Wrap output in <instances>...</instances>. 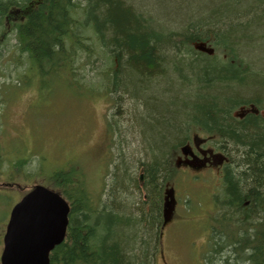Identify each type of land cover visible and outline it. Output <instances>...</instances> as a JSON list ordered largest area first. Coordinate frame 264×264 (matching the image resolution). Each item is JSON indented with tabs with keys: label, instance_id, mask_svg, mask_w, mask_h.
I'll list each match as a JSON object with an SVG mask.
<instances>
[{
	"label": "trees",
	"instance_id": "trees-1",
	"mask_svg": "<svg viewBox=\"0 0 264 264\" xmlns=\"http://www.w3.org/2000/svg\"><path fill=\"white\" fill-rule=\"evenodd\" d=\"M200 5L0 0V47L9 37L15 41L12 50L0 52V77L8 79L0 82V114L12 91L35 88L39 95L53 82L95 94L90 97L112 93L116 105L123 94L134 107L143 106L136 118L143 154L135 162L143 183L117 169L122 174L107 200L101 188L94 204L82 189L74 190V170L50 176L52 188L67 200L69 223L49 264H156L161 190L174 174L168 157L199 132L221 137L231 152L224 149L230 159L212 197L209 244L200 264H264V121L231 119L240 105L264 99V0ZM194 43H208L220 54L201 53ZM158 83L168 97L154 88ZM130 189L136 199L126 202Z\"/></svg>",
	"mask_w": 264,
	"mask_h": 264
},
{
	"label": "rangeland",
	"instance_id": "rangeland-1",
	"mask_svg": "<svg viewBox=\"0 0 264 264\" xmlns=\"http://www.w3.org/2000/svg\"><path fill=\"white\" fill-rule=\"evenodd\" d=\"M196 2L200 8L201 0ZM5 41L7 44L0 47V52L6 54L7 50H12L15 41L10 37ZM216 52L220 54L219 50ZM116 70L119 71L118 62ZM6 78L0 77V82L8 81ZM161 85L158 83L154 88L161 96L168 97ZM36 90H22V95L12 91L0 114V161L6 162L0 165V254L12 206L33 185L52 186L49 178L54 172L74 170L71 175L75 181L74 190L82 189L86 199L94 204L101 188L102 201L107 200L109 191L114 184L116 186L113 181L119 171H126L135 180L140 175L141 168L135 162L143 154L142 131L138 129L136 118L142 105L140 109L134 107L135 100L123 94L119 95L121 99L116 105L112 93L106 95L108 97H90L95 94L88 95L82 89L76 90L60 82L39 89V95ZM256 105L264 107V99ZM199 135L205 133L199 132ZM225 148L231 154L229 147ZM176 154L168 157L172 167ZM26 157L18 166L9 164ZM201 176V181L198 179L195 184L192 182L196 178L190 182L189 177L187 181H181L180 176H175L176 184L180 185L176 187L179 203L163 231L156 264L202 263L201 255L209 244L206 231L214 210L209 198L214 200L213 195L218 194L216 191H220L223 181L214 171ZM187 182L191 188L183 189V185L190 186ZM128 191L131 194L124 195L126 202H132L136 199L134 191ZM159 206L162 218V204Z\"/></svg>",
	"mask_w": 264,
	"mask_h": 264
},
{
	"label": "water",
	"instance_id": "water-1",
	"mask_svg": "<svg viewBox=\"0 0 264 264\" xmlns=\"http://www.w3.org/2000/svg\"><path fill=\"white\" fill-rule=\"evenodd\" d=\"M193 46L201 53H214L205 43ZM188 150L189 146L183 147L182 155L187 156ZM164 201L166 223L174 207L172 191L165 192ZM68 216L69 206L59 194L41 185L34 186L10 211L0 264H49V254L65 238Z\"/></svg>",
	"mask_w": 264,
	"mask_h": 264
},
{
	"label": "flooded vegetation",
	"instance_id": "flooded-vegetation-1",
	"mask_svg": "<svg viewBox=\"0 0 264 264\" xmlns=\"http://www.w3.org/2000/svg\"><path fill=\"white\" fill-rule=\"evenodd\" d=\"M235 111L236 113L232 114V118H231L232 121H234L235 123H241L246 118L249 117L258 118L264 121V107L258 106L256 105V103L253 104L249 102L247 104L240 105ZM201 138H209V139L205 143H203L204 142L203 140L198 139V137L195 136L194 141L191 139L186 143L191 145L190 156L194 159L193 161H190L189 158H185L181 156L179 160L184 165L186 163L187 167L184 168L183 164H180L179 168H175L173 165L174 174L179 175L181 181L184 180L187 181L189 177L190 182H192V180L196 178L195 181L192 182L193 184H195L196 181H198V179L201 181V177L199 175L200 170L202 171V170L211 169L208 171H202L200 174L212 173L214 171L216 173V177H219L221 181H223L224 169L227 167L229 161L222 145H225V142L227 143V141L225 142L222 141L221 137H209L207 135ZM177 157L178 155H176V158ZM187 169H190L191 173L188 172ZM175 180H177V178L173 177L172 181L169 180L165 184V186L166 185L172 186V188L174 189V197L177 205V203H179V200L177 201L176 199V187H179V185L176 184ZM187 185L190 184L187 182ZM185 187L191 188V185L190 186L183 185V189H186ZM164 190L165 188L162 190V199L164 198L163 195ZM172 215L174 214L172 213ZM172 215H171V219H172Z\"/></svg>",
	"mask_w": 264,
	"mask_h": 264
}]
</instances>
